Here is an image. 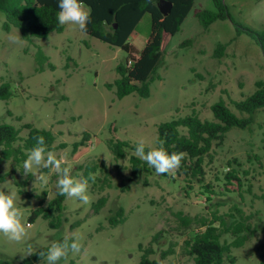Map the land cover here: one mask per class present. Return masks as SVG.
Wrapping results in <instances>:
<instances>
[{"label":"rangeland","instance_id":"1","mask_svg":"<svg viewBox=\"0 0 264 264\" xmlns=\"http://www.w3.org/2000/svg\"><path fill=\"white\" fill-rule=\"evenodd\" d=\"M224 2L237 22L264 31V0ZM194 6L213 8L210 0H195ZM193 8L177 33L164 36L163 58L153 74L149 95L131 93L120 99L115 88L106 84L117 78L116 65L126 57L123 50L70 24L63 25L62 32L34 38L33 43L13 45L9 34L20 32L14 27L9 31L2 28L4 13L0 11V77L12 91L8 99H0V121L18 128L22 138L28 134L25 124L50 130L56 145H66L53 154L66 159L65 166L76 180H85L83 170L91 161L104 162L110 174V186L104 190L87 182V204L65 197L66 221L60 228L52 229L42 217L34 221L29 217L44 191V205L56 195L54 172L42 169L24 177L18 172L22 171V164H0V191L19 194L17 205L23 212L21 223L26 226V241L36 251L65 238H78L81 252L69 254L60 264H137L141 257L138 245L152 243L151 258L159 264H192L182 246L192 234L190 229L197 225L186 227L182 218L211 219L216 213L228 224L230 215L238 216L233 210L237 207L250 216L248 222L256 231L243 246L232 248L235 264H264V108L253 113L252 122L245 129L232 128L222 143H214L210 155L205 157L202 183L186 182L176 175L173 180L154 170L142 171L127 182L131 177L128 158L134 151L129 149L125 158L115 160L108 148L109 140L131 144L142 141L146 147L155 148L160 123L183 117L193 109L201 119L214 120L210 106L220 98L241 116L232 108L231 100H243L254 92L255 81L264 80V57L259 46L245 34L235 38V27L229 20L214 21L204 30L193 15ZM150 29V15L145 13L128 39L137 51ZM188 39L191 42L181 45ZM226 42L222 54L215 56L216 46ZM37 47L48 57L41 69L35 59ZM84 134L88 139L74 151L73 143ZM232 169L241 184H223L224 174ZM96 175L101 179L99 172ZM41 176L49 177L47 184L40 180ZM124 182L129 187L122 191ZM207 184L213 191L207 193L210 200L201 192ZM101 195L107 197L106 204L93 213L92 206ZM119 207L124 220L110 225L109 218ZM224 236L231 240L230 235ZM24 247L25 243L16 244L0 235V259L8 264L22 262L18 253ZM168 250L171 253L161 258Z\"/></svg>","mask_w":264,"mask_h":264},{"label":"trees","instance_id":"2","mask_svg":"<svg viewBox=\"0 0 264 264\" xmlns=\"http://www.w3.org/2000/svg\"><path fill=\"white\" fill-rule=\"evenodd\" d=\"M159 0H81V6L90 13V22L87 31L84 32L111 46L120 48L126 53L116 65L117 78L106 87L115 88L117 98H123L131 93H137L140 97L149 95V85L153 74L163 58V40L165 35H174L180 30L181 24L193 8V15L197 18L200 26L205 30L211 23L217 20H229L235 27V38L245 34L251 38L260 48L264 57V31H258L252 27L244 26L237 22L230 14L224 0H210L212 9L196 8L195 0H168L172 3L170 12L163 15L158 9ZM0 11L4 13L2 28L9 31L12 27L20 32L25 42L33 43L34 38H45L51 32H62L64 27L57 23L59 11L57 0H0ZM148 13L150 15V33L144 45L138 51L133 47L129 38L133 33L141 17ZM116 24V27L114 26ZM234 37L232 40L235 39ZM191 42L185 40L181 45ZM226 43H219L215 50V56H220ZM35 59L40 64L48 62L39 47L35 52ZM130 61V63H128ZM52 68L53 66L48 63ZM12 95L10 84L0 77V99L6 100ZM234 108L241 116L233 112L223 98L210 106L214 120L201 119L193 109L191 113L183 117H175L160 123L156 128V147H163L169 154L181 153L183 159L179 169L174 173L163 174L164 177L174 175L183 177L186 182L196 181L202 183L204 176L205 157L210 155L214 143H222L226 134L232 128L245 129L253 118V113L264 108V80L255 81V90L243 100H231ZM28 129L25 138L19 136V129L13 125L0 121V164L5 161H13L22 164L28 152L36 146V138L42 136L50 151L64 148V143L55 144L54 134L47 129H40L25 124ZM88 139V135L73 143L76 151L79 145ZM216 143V144H217ZM136 144L125 140H109L108 148L115 160L123 159L127 151L133 150ZM155 147V148H156ZM145 146V150H152ZM131 166V177L126 181L143 172H151L152 169L135 154L128 158ZM96 172L102 176L96 175ZM29 175L28 177H31ZM83 178L96 186L98 190H104L110 186L109 170L104 162L91 161L83 170ZM2 179V177H1ZM223 184L230 185L233 181L241 184V179L234 169L227 171L223 177ZM99 183V184H97ZM19 186V183H15ZM147 184V180L144 181ZM129 185L124 182L122 191ZM190 188V185L187 186ZM185 187V188H187ZM203 188V189H202ZM201 192L206 193V200H210L208 194L213 191L210 185H204ZM46 191L42 193L38 206L31 212L30 221L42 217L48 221V226L58 229L66 221L64 216L63 196L55 195L46 205L44 198ZM107 197L101 195L92 206V212L97 213L105 206ZM237 217L230 215V223H226L223 216L212 213V218L183 217L184 226L196 224L190 230L192 234L184 239L182 251L192 259V264H235L236 257L231 254L233 247H241L253 236L256 231L248 222L250 216L244 215L241 209L234 207ZM124 220V212L119 207L114 216L109 218L110 225H116ZM216 222L218 223L216 225ZM196 227L200 230L196 231ZM228 234L231 240L227 241ZM156 239L155 237L153 240ZM222 239V240H221ZM50 245L41 247L35 254L23 260L20 264H34L41 260L40 251H46ZM141 257L137 264H159L158 260L151 258L154 253L152 243L147 246L138 245ZM171 250L164 251V258ZM0 264H8L7 260L0 259Z\"/></svg>","mask_w":264,"mask_h":264},{"label":"clouds","instance_id":"3","mask_svg":"<svg viewBox=\"0 0 264 264\" xmlns=\"http://www.w3.org/2000/svg\"><path fill=\"white\" fill-rule=\"evenodd\" d=\"M59 11L56 19L58 25H75L81 32L87 31L90 22V13L81 6V0H57ZM9 41L13 45H22L23 38L18 31L9 34ZM134 154L148 166L154 169L158 175L170 173L181 166L183 154H169L163 147H156L152 150H145V144L141 141L134 146ZM64 157L58 158L50 151L42 136L36 138V146L27 154L22 162V175L27 177L42 169H50L57 177L55 181L56 195L66 198H74L84 204L89 202L88 183L86 180H76L70 174ZM49 177L41 176L40 180L47 184ZM20 196L15 191H0V235L8 241L20 244L25 243V247L19 254V260L23 261L36 253V249L27 243L26 226L21 223L23 212L17 205ZM30 227V226H29ZM81 243L78 238H65L58 242H53L46 251H40L39 256L44 264H60L69 254H79Z\"/></svg>","mask_w":264,"mask_h":264},{"label":"water","instance_id":"4","mask_svg":"<svg viewBox=\"0 0 264 264\" xmlns=\"http://www.w3.org/2000/svg\"><path fill=\"white\" fill-rule=\"evenodd\" d=\"M157 6L163 15H167L170 12L172 3L168 0H159ZM114 26L116 27V24Z\"/></svg>","mask_w":264,"mask_h":264},{"label":"crops","instance_id":"5","mask_svg":"<svg viewBox=\"0 0 264 264\" xmlns=\"http://www.w3.org/2000/svg\"><path fill=\"white\" fill-rule=\"evenodd\" d=\"M145 41H146V40H145ZM144 43H145V42H144ZM143 45H144V44H143ZM143 45H142V46H143ZM142 46H141L139 49H141V48H142ZM139 49H138V50H139Z\"/></svg>","mask_w":264,"mask_h":264},{"label":"built area","instance_id":"6","mask_svg":"<svg viewBox=\"0 0 264 264\" xmlns=\"http://www.w3.org/2000/svg\"><path fill=\"white\" fill-rule=\"evenodd\" d=\"M128 63H130V61Z\"/></svg>","mask_w":264,"mask_h":264}]
</instances>
